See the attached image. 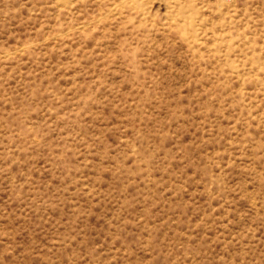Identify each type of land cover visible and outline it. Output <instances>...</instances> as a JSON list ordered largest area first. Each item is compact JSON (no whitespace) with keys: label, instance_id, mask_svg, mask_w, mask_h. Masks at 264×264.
<instances>
[{"label":"rangeland","instance_id":"obj_1","mask_svg":"<svg viewBox=\"0 0 264 264\" xmlns=\"http://www.w3.org/2000/svg\"><path fill=\"white\" fill-rule=\"evenodd\" d=\"M0 264H264V0H0Z\"/></svg>","mask_w":264,"mask_h":264},{"label":"bare ground","instance_id":"obj_2","mask_svg":"<svg viewBox=\"0 0 264 264\" xmlns=\"http://www.w3.org/2000/svg\"><path fill=\"white\" fill-rule=\"evenodd\" d=\"M58 1V0H57ZM125 1V0H124ZM128 2H135V1H137V0H127ZM146 4H148V3H146ZM122 6V5H121ZM136 8V7H135ZM233 8V7H232ZM112 11V10H111ZM113 14V13H112ZM87 27V26H86ZM91 27V26H90ZM53 39V38H52ZM37 45V44H36Z\"/></svg>","mask_w":264,"mask_h":264}]
</instances>
